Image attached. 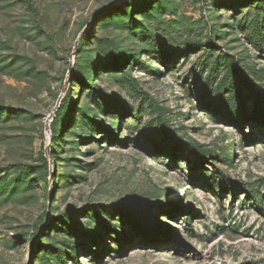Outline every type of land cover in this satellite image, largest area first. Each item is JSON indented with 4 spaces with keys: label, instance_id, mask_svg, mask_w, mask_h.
Returning a JSON list of instances; mask_svg holds the SVG:
<instances>
[{
    "label": "rangeland",
    "instance_id": "1",
    "mask_svg": "<svg viewBox=\"0 0 264 264\" xmlns=\"http://www.w3.org/2000/svg\"><path fill=\"white\" fill-rule=\"evenodd\" d=\"M120 1L0 0V264H264V0Z\"/></svg>",
    "mask_w": 264,
    "mask_h": 264
},
{
    "label": "trees",
    "instance_id": "2",
    "mask_svg": "<svg viewBox=\"0 0 264 264\" xmlns=\"http://www.w3.org/2000/svg\"><path fill=\"white\" fill-rule=\"evenodd\" d=\"M53 137H55V133L53 132ZM169 204H171V203H169ZM261 204V203H260ZM262 206V205H261ZM261 211H262V213H264V209L263 208H261Z\"/></svg>",
    "mask_w": 264,
    "mask_h": 264
},
{
    "label": "water",
    "instance_id": "3",
    "mask_svg": "<svg viewBox=\"0 0 264 264\" xmlns=\"http://www.w3.org/2000/svg\"><path fill=\"white\" fill-rule=\"evenodd\" d=\"M122 1H124V0H121L120 3H121ZM78 43H79V41H77V43H76V47H78ZM71 71H72V68H70V72H71Z\"/></svg>",
    "mask_w": 264,
    "mask_h": 264
}]
</instances>
